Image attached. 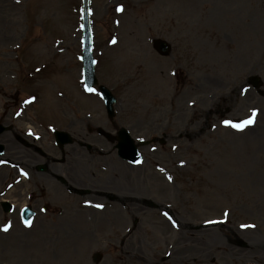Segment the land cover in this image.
Instances as JSON below:
<instances>
[{"label": "rangeland", "instance_id": "obj_1", "mask_svg": "<svg viewBox=\"0 0 264 264\" xmlns=\"http://www.w3.org/2000/svg\"><path fill=\"white\" fill-rule=\"evenodd\" d=\"M90 4L96 75L118 98L114 128L166 142L141 148L140 166L100 146L111 155L92 160L94 185L82 178L92 194L80 214L62 232L17 239L18 264H94L96 252L100 264H264V87L248 84L264 81V0ZM0 10V93H19V112L34 96L21 114L51 129H107L97 90L83 85L81 0H0ZM123 29L128 56L116 66L110 47ZM253 110L250 128L224 123Z\"/></svg>", "mask_w": 264, "mask_h": 264}, {"label": "flooded vegetation", "instance_id": "obj_2", "mask_svg": "<svg viewBox=\"0 0 264 264\" xmlns=\"http://www.w3.org/2000/svg\"><path fill=\"white\" fill-rule=\"evenodd\" d=\"M32 121V125H19L11 110L0 114L4 128L0 133V264H15L11 240L12 235L28 232L25 212L33 213L38 231L59 232L62 228L56 225L60 223L54 220H64L79 210L82 178L93 180L90 159L83 158L79 145L57 146L49 127ZM83 137L91 144L104 142L91 130Z\"/></svg>", "mask_w": 264, "mask_h": 264}, {"label": "water", "instance_id": "obj_3", "mask_svg": "<svg viewBox=\"0 0 264 264\" xmlns=\"http://www.w3.org/2000/svg\"><path fill=\"white\" fill-rule=\"evenodd\" d=\"M84 28H85V50H84V56L83 60L85 62V67H86V80L88 82V85L91 87L94 84H96V79L94 75V61L92 58L91 54V38H90V28H89V17H88V4L87 0H85V8H84ZM155 47L157 48L158 51H160L162 54H168L170 52V47L167 43L157 40L155 41ZM89 80V81H88ZM258 85V83H257ZM103 92L105 93V99H106V105L108 110L111 112L112 110V103L114 102L113 98L110 95V92L107 91L105 88H101ZM144 145V143H143ZM120 148H121V155L128 159L129 161L133 163H139L141 162V157L139 152L137 151V148L134 146L133 141L129 138L127 134H125L122 137V142L120 143ZM97 259V257H95Z\"/></svg>", "mask_w": 264, "mask_h": 264}, {"label": "bare ground", "instance_id": "obj_4", "mask_svg": "<svg viewBox=\"0 0 264 264\" xmlns=\"http://www.w3.org/2000/svg\"><path fill=\"white\" fill-rule=\"evenodd\" d=\"M125 31L126 29H123V33L121 35L122 38L115 41L114 46L110 47L111 55L113 59L115 60L116 66H121L122 62L124 60H127L128 53H125L124 47L130 42V40H128L129 39L128 32H125ZM121 57H125V58H121ZM65 73H68V72H65ZM200 260H201L200 258H197L193 260L192 263L193 264H203V262H201Z\"/></svg>", "mask_w": 264, "mask_h": 264}, {"label": "snow or ice", "instance_id": "obj_5", "mask_svg": "<svg viewBox=\"0 0 264 264\" xmlns=\"http://www.w3.org/2000/svg\"><path fill=\"white\" fill-rule=\"evenodd\" d=\"M116 10H117V11H123V6H119ZM87 90H88V91H94V89H87ZM255 115H256V111L253 110L252 117H250L249 119H247V120H245V121H242V122H239V123L232 122V121H224V123H225L226 125H231L232 127L237 128L238 130H243V128H244L245 126H247V125H249V124H251V123L254 122ZM25 223L28 224V225L30 226L31 221L26 220ZM10 226H11L10 224H9V225H6V226L4 227L3 230H4V231H7L8 228H9ZM244 227H248V226L245 225Z\"/></svg>", "mask_w": 264, "mask_h": 264}]
</instances>
